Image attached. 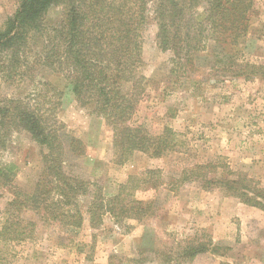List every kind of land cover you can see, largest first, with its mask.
<instances>
[{
	"label": "rangeland",
	"instance_id": "374dc122",
	"mask_svg": "<svg viewBox=\"0 0 264 264\" xmlns=\"http://www.w3.org/2000/svg\"><path fill=\"white\" fill-rule=\"evenodd\" d=\"M18 1L0 0V27ZM61 14L62 6L55 4L46 15V26H55ZM151 19L152 13L138 72L146 78L145 92L133 121L152 134L165 127L178 132L180 146L162 158L135 152L119 163L111 127L93 114L92 105L79 103L63 72L43 69L32 85L25 81L2 86L0 91L11 97L27 96L42 76L55 84L64 92L58 113L64 132L85 145V154L71 160L68 172L97 184L107 198L115 197L131 177L135 182L128 191L139 200L153 201V214L142 222L116 221L105 214L100 226L92 229L86 212L91 196H83L81 229L38 226L32 239H0V264H264V210L220 190L178 181L185 168L219 162L264 186V75L246 77L240 72L246 64L264 65V0H255L252 31L246 38L237 46L211 43L196 54L193 71L179 78L171 73L173 53L157 46V28ZM43 40L33 42L35 51H41ZM44 153L26 133H11L6 146L0 147V164L16 166L12 189L0 192V228L12 190H35ZM150 170L161 173L148 175ZM142 178L158 180V186L143 185ZM191 239L218 246L219 254L183 259V248Z\"/></svg>",
	"mask_w": 264,
	"mask_h": 264
},
{
	"label": "trees",
	"instance_id": "16d2710c",
	"mask_svg": "<svg viewBox=\"0 0 264 264\" xmlns=\"http://www.w3.org/2000/svg\"><path fill=\"white\" fill-rule=\"evenodd\" d=\"M55 4L62 6V14L59 22L48 28L45 18ZM254 11L255 0H19L15 12L0 27V89L25 81L32 85L43 69L63 72L79 103L92 105L93 114L111 127L119 163L135 152L162 158L180 146L178 132L165 127L152 134L133 121L145 92L146 78L138 72L143 65L149 14L157 28V46L173 53L171 73L179 78L193 71L196 54L205 52L211 43L237 46L246 38L252 31ZM39 39L44 40L38 52L33 42ZM240 72L246 77L264 75V65L246 64ZM36 84L27 96L11 97L0 91V147L17 132L28 134L45 150L35 190H12L0 239H32L38 226L81 229L85 220L80 204L83 196H91L86 212L92 229L100 226L105 214L116 221L142 222L150 217L154 202L139 200L128 191L135 179L130 177L115 197L107 198L97 184L68 172L71 160L85 154V145L66 134L59 120L64 92L44 76ZM15 171L14 164H0V192L12 189ZM178 181L196 183L208 191L220 190L264 210V186L232 171L227 164H196L185 168ZM157 182L141 180L143 185L153 183L156 187ZM219 249L191 239L182 256L193 260L204 253L219 254Z\"/></svg>",
	"mask_w": 264,
	"mask_h": 264
}]
</instances>
